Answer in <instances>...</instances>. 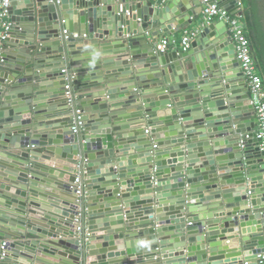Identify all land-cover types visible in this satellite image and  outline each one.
<instances>
[{
    "label": "water",
    "instance_id": "1",
    "mask_svg": "<svg viewBox=\"0 0 264 264\" xmlns=\"http://www.w3.org/2000/svg\"><path fill=\"white\" fill-rule=\"evenodd\" d=\"M203 1L10 0L0 264H259L264 140ZM182 26L188 51L155 49Z\"/></svg>",
    "mask_w": 264,
    "mask_h": 264
},
{
    "label": "built area",
    "instance_id": "2",
    "mask_svg": "<svg viewBox=\"0 0 264 264\" xmlns=\"http://www.w3.org/2000/svg\"><path fill=\"white\" fill-rule=\"evenodd\" d=\"M203 3L205 4V8L203 9L202 16L205 23L210 24L214 21H226L228 23L230 37L235 46L236 57L241 62L242 72L252 92V103L259 119L258 137L264 140V81L258 72V66L253 55V48L247 33L246 24L241 16H235L229 13L216 3H212L209 0H204ZM10 5V0H0V58L4 40L7 38L8 31L11 27L9 21ZM195 37L196 31L192 29L185 30L180 37L173 35L164 36L154 43L155 49L161 52L173 50L188 51ZM81 124L82 122L80 121ZM74 130L77 131V128L74 127ZM76 181L79 182L80 179L77 178ZM76 221H78V218ZM5 245L6 243L3 242L2 247ZM6 254V250H4L0 259H3ZM258 263L264 264V253L258 255Z\"/></svg>",
    "mask_w": 264,
    "mask_h": 264
},
{
    "label": "trees",
    "instance_id": "3",
    "mask_svg": "<svg viewBox=\"0 0 264 264\" xmlns=\"http://www.w3.org/2000/svg\"><path fill=\"white\" fill-rule=\"evenodd\" d=\"M260 6L258 0H245V11L242 19L246 23L247 33L251 40V45L256 46L257 49L262 48V35H264L262 17L259 15ZM258 53L259 59L264 64V51ZM259 74L262 76L264 81V67L259 71Z\"/></svg>",
    "mask_w": 264,
    "mask_h": 264
},
{
    "label": "crops",
    "instance_id": "4",
    "mask_svg": "<svg viewBox=\"0 0 264 264\" xmlns=\"http://www.w3.org/2000/svg\"><path fill=\"white\" fill-rule=\"evenodd\" d=\"M156 1H162V0H156ZM166 1V0H165ZM241 10L243 11V13H244V11H245V0H241ZM235 16H238V15H235ZM202 19H203V17H201ZM244 20V19H243ZM245 22V21H244ZM246 24V23H245ZM185 30H191L190 28H187L186 26H182V27H179V28H176L175 29V32H168V33H162L161 34V36L159 37V38H157V39H151L152 40V42L153 43H156L158 40H160L161 38H163L164 36H177V37H180L182 34H183V32L185 31ZM252 48H253V55H254V57H255V60H256V62H257V66H258V70L260 71L263 67H264V64L261 62V60L259 59V56H258V53H256V46H255V44L254 45H252ZM240 84H243L241 81L240 82H235L234 83V85L235 86H240ZM50 104H53V102H49V101H47V103L45 104V107H49L50 106ZM24 117H29L28 115H24ZM48 118H46V120H47ZM38 148V146H36V148H33V149H37ZM236 235V238L237 237H239L241 234H240V232L238 233L237 232V234H235ZM229 236H230V234H226V236H224V237H227V238H225V240H224V242L223 243H226L227 241H228V239H229ZM239 244H240V241H239ZM233 245V244H232Z\"/></svg>",
    "mask_w": 264,
    "mask_h": 264
},
{
    "label": "rangeland",
    "instance_id": "5",
    "mask_svg": "<svg viewBox=\"0 0 264 264\" xmlns=\"http://www.w3.org/2000/svg\"><path fill=\"white\" fill-rule=\"evenodd\" d=\"M262 5V9L259 13V15L262 17V23H263V29H264V2ZM259 6H260V3H259ZM262 37V48L260 47V49H256V51H258L259 53L263 52L264 51V35L261 36Z\"/></svg>",
    "mask_w": 264,
    "mask_h": 264
},
{
    "label": "flooded vegetation",
    "instance_id": "6",
    "mask_svg": "<svg viewBox=\"0 0 264 264\" xmlns=\"http://www.w3.org/2000/svg\"><path fill=\"white\" fill-rule=\"evenodd\" d=\"M258 1L260 3V11H261V9H262V5L261 4H263L264 0H258Z\"/></svg>",
    "mask_w": 264,
    "mask_h": 264
}]
</instances>
